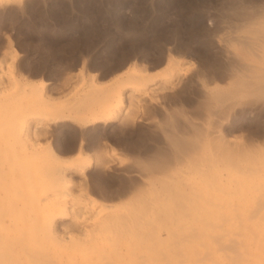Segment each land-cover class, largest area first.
Wrapping results in <instances>:
<instances>
[{"label":"rangeland","instance_id":"374dc122","mask_svg":"<svg viewBox=\"0 0 264 264\" xmlns=\"http://www.w3.org/2000/svg\"><path fill=\"white\" fill-rule=\"evenodd\" d=\"M3 2L0 6V258L5 261H0V264H103L105 257L99 250L89 253L95 247L124 250L123 255H115V264H228V252L224 250V244L229 239L235 238L238 233L244 236L256 233V229L262 231L264 217L252 219L250 216L252 222L246 212L242 215L240 213V216L226 213L222 210L225 206L219 208L215 204L217 202L209 203L204 196L196 199L197 204H182L188 210L183 213L179 209L180 205L172 203L163 194L161 190L167 177L172 186L175 183L174 188L182 191L185 179L180 176L189 171L191 176H196L199 167L179 165L176 168L179 171L175 169L174 172L160 174L162 177L153 172L150 174L149 171L144 174L146 171L143 172L138 163L143 158L147 161L153 155L144 150L157 148L171 153L162 131L161 113H153L157 115L155 118L158 121L154 122V119H146V111L142 110V116H145L139 120L137 116H140L138 114L141 108L133 102H126L122 113L128 116V122H135L126 132L118 125L81 131L71 124L61 123L50 126L48 133L40 138H36L33 133H25L22 113L29 105L37 113L43 108L39 95H35L32 101L25 96L23 87L28 81L36 87H40V81L50 83L48 91H52L51 97L59 100L60 106L63 105L61 109H66L73 102L72 96L75 97L77 91L80 93L86 88L83 79L89 81L90 76L98 75L99 83L106 84L111 77L136 63L150 77L149 86L156 87L163 81L167 62L173 58L181 63L179 65L183 67L187 77L202 71L199 74L204 76H200L199 80L202 81L199 84L203 86L194 85L186 91L181 87L177 88L170 95L181 94V101L171 102L167 107L179 111L182 109L181 113L184 114L182 119H178L184 123L188 118L203 131H211L216 123L229 128L236 112H243L241 108L231 111L230 115L223 118H208L205 116L207 113H201L196 104L200 103L202 91L208 87L213 88L214 84L215 87L220 85L224 89L231 87L227 70L223 72L226 68L223 48L231 39L234 41L231 40L232 44L228 45L232 49L236 39L250 37L248 26L251 29L255 23H264V16L258 14L260 12L264 15V0H24L13 5L6 4L5 0ZM250 8L253 14L259 16L254 14L252 21L245 17L246 13L252 14L248 13ZM234 9L237 11L236 16L233 15L236 12ZM211 67L218 69L211 70ZM207 68H210V72ZM5 111L17 112L18 116L4 120L1 115ZM41 114L44 115L43 112ZM242 117L251 124L245 122L241 127L230 130L231 132L226 130V139L232 144L262 146L264 138H257L255 133L259 126L264 125V109L247 112ZM6 122H11V127ZM159 127L161 128L158 129ZM155 130L157 133L152 132ZM99 136L101 141L97 139ZM82 137L85 139L84 150L88 156L95 158V151H99L100 155H108L107 159H115V164L107 170L94 166L85 175L69 174L65 176V182L60 181L63 166L66 167L77 154ZM49 143L57 147L56 151L63 160H57V163L51 155L44 160ZM206 146L208 149L204 147V151L210 150V153L212 149ZM42 148L44 154L41 152ZM141 149L146 155L144 152L141 155ZM137 155L143 158L139 159ZM136 157L140 162H136ZM55 162L57 164H53ZM132 164L139 168L136 169ZM46 165L52 167L48 168ZM55 170L59 171L56 172L57 177ZM48 172L50 175H47ZM150 175L152 179L155 177V181L147 179ZM177 184L179 187H176ZM133 191L144 193L130 201L133 204L130 205L129 199L127 203V196ZM157 193L161 195L158 198ZM223 197L229 198L227 194ZM64 211L70 214L68 223H80L84 228H68V231L66 228L62 230L57 224L51 229L50 220ZM159 212L161 219L157 218ZM135 214L143 227L145 225L147 230L142 228L145 234L141 230L137 236L128 233L120 238L102 227L109 217L136 216ZM247 216L252 225L257 223V228H253L254 225L248 228ZM96 223H100L99 230H95ZM240 223L241 226L238 225ZM249 229L253 232H248ZM185 234L192 236L186 237ZM174 248L180 250L181 254L172 253ZM127 250H137V253H128ZM160 251H163L162 254Z\"/></svg>","mask_w":264,"mask_h":264},{"label":"bare ground","instance_id":"6f19581e","mask_svg":"<svg viewBox=\"0 0 264 264\" xmlns=\"http://www.w3.org/2000/svg\"><path fill=\"white\" fill-rule=\"evenodd\" d=\"M18 1L23 2L24 0H5L6 4H8V5H13ZM0 2H2V3H0V6H2L4 4L3 0H1ZM237 10H238V8H237ZM250 10H251V8H250ZM250 10L248 11V13L252 12V14L246 13V16H245L246 19L248 18L247 20L253 19L255 16L254 14H256V13L253 14V11L252 10L250 11ZM262 10H261V12H263ZM239 11H241V10H239ZM255 12H257V10H255ZM236 13H237V11L235 13H233V15H235ZM243 13L245 15V11ZM238 14H239V12H238ZM258 14H262L261 16H264L263 13L259 12ZM258 14H256V15L258 16ZM240 16L243 17L242 15H240ZM240 16H239V18H240ZM243 19H242V21H243ZM246 19H245V21H246ZM239 20H241V19H239ZM256 20H258V19H256ZM251 24L252 23H250V25ZM237 27H238V24H237ZM247 29H249V31H250L249 32L250 37H244L245 39H243V37L241 39V37H240L239 40L236 39L237 42H235L234 45H232L233 46L232 49H231V46L229 47V45L232 44V41H234L231 38L230 39L232 41L230 40L227 42L225 40L229 45L228 44L225 45L226 43L223 44L225 46L223 48L224 50H223L222 54H223V57H224L223 59L225 60L224 62L226 63V66L224 63H222V64H224V67H226V68L225 69L223 68L224 71H223V69H221V70L223 72H225V70H227L226 73L229 74L230 80L232 82L231 87L228 89H224V88H220L219 87L220 85L215 87V84H214V86L212 85L213 88L208 87L206 90L204 89L205 91L204 90L202 91V89H200L202 91L201 98H199L200 103L199 104L195 103L196 105H198V108L200 109L201 113H204V114H205V112L207 113V114H205V116L206 117L208 116V118L209 117L213 118V116H219V118H223L226 115H230L231 111L234 112L237 108H241L242 109L241 111H243V112H241V113L236 112L235 116L231 120V125L229 128L228 127L225 128L222 123H216L215 122L216 124L214 125V128L211 127L212 128L211 131H209V129L207 131H205V130L203 131V129L201 130L199 128V126H196L192 122H190V120L188 118L187 119L184 118L187 116L183 117L184 120L186 119V121L184 123L178 119V117H180L182 119V115L184 114V113H181L182 109L179 111L177 109L175 110V109H172L170 107L169 108L167 107L169 103H171V102L172 103H174V102L178 103L177 101L180 100L181 94L179 95V93H178L177 95H172L173 92H176L175 90L177 88L181 87V89L186 91V90H188L187 88H190V87L192 88V87H194V85L199 86L200 85L199 79L201 78L200 76H202V77L204 76V75L199 74L200 72H202V71H199V73L197 72L198 74L195 73L194 75L187 77L184 70L182 69L183 67L181 68L179 65L180 62H176V60H174L173 58H170L169 62H167L168 63L167 64V70L165 72L163 81L160 85H158L156 87L149 86L148 82L150 80V77L146 74V71H144L140 66H138L136 63H134V64L129 65V67H127V69H125L121 73L117 74L116 76L114 75L115 77H113V78L111 77L110 81L107 82L106 84H103L101 81H100L101 83H99V80H100L99 77L100 76H98V75L90 76L89 78H91V79L89 81H86L83 79V85L86 88L83 91H81L80 93H79V91H77L78 93L76 95L74 94L75 97L72 96L74 98L73 102L66 109H61L60 107L61 106L63 107V105L60 106L59 100L57 98L54 99L51 97L50 94L52 93V91L51 92L48 91L49 87H50V83L45 82V81H40V87H36L34 85V83H30L28 81L23 87V92H24L25 96L28 99H31L30 101H32L33 100L32 98H34L35 95H39L43 101V108L41 111H39V113L34 112L33 106H30V105L27 106V108L25 110H23L22 116L25 120V123L23 122L24 129L26 130L25 133L27 132L28 135L33 133L32 135H35L36 138H40L43 136V134L46 135V133H48V130H50V126L61 124V123L71 124L81 131H84V130H86L88 128H92V127H96V128L100 127V129H101V127L105 128V127H108L110 125H118L122 130L125 131V130L129 129L130 127L134 126L135 122L130 123L127 121V120H129L128 116L123 115V113H122L123 112V105L126 102H130V103L133 102V103L137 104L138 107L141 108L140 113L138 114L140 116H137L139 118V120L143 119L144 116L146 115L147 116L146 119H148L149 121L155 120L154 122H158V121H156L157 115H154L153 113H161L162 114L163 118L160 116L162 118V121L160 120L161 121V127H162L163 134L165 136V139L167 141L169 150L171 151V153H167V152L161 151L157 148H147V150H144V151L145 152L147 151L149 153L152 152L151 155L153 154L151 156V158L148 159L147 161L144 160L143 157H139L137 155L139 159L143 158V160H141V162L143 161V163H141L139 161V159H137V157H136V162H137V160H138V162H140V163H138V166L141 168V170L143 168V170H144L143 172L146 171L144 174H146L147 171H149L150 174H152V172H153L154 174L156 173L159 175L163 174V173L174 172L175 169L177 168V166H179V165H184V166L190 165L192 167H199V170H198V173L196 176L195 175L191 176L189 174L190 171L189 172H183L182 171L183 175L181 173L182 176H180V177L182 179H185V183H184V185H182V187L184 186V190H182V191H178L176 188H174L175 183H174V186H172L173 184L171 185V182L169 181L168 177L164 180L165 184L163 185L161 191L164 192L163 194L165 196H167L168 198L171 199L172 203L180 205L179 209L182 210L183 213H185L188 210H187V208L182 207V204H185L186 202H189V204L190 203H192V204L196 203L197 204L198 201H196V199L204 196L208 201H210L209 203H211L212 201L217 202L215 204L219 208L225 206V208L222 210L224 212L226 211V213H230V214H234V215L237 214L238 216H240L239 215L240 213L242 215V213L246 212V214H249L248 216H249L250 221H252L253 218L254 219L257 217L262 218V217H264V144L262 146H257V145L247 144V143H244V144L233 143L232 144V142L230 143V141L228 139H226L227 136L224 135V132L226 130H229V132H231L233 129L241 127L242 124H244L245 122L247 123L248 120H245L244 117H242L245 114H247V112H250V111L254 112V110L257 111V109H261V110L264 109V23H259V24L255 23L253 25V27L251 26V29L249 28V26ZM221 43H222V41H221ZM211 64L212 63H210V66H213V64L212 65ZM215 65H217V64H215ZM221 65H219V67ZM221 67H223V66H221ZM215 68L211 67V70L215 69ZM216 69H218V68H216ZM204 70H205V68L203 69V72H204ZM222 71L220 73H222ZM208 72H210V70ZM212 72H211V74H212ZM218 72H219V70H218ZM216 78H218V77H216ZM68 82H70V81L68 80ZM63 83L65 84V82H63ZM59 86H61V85H59ZM200 86H203V84H201ZM204 87H206V86H204ZM61 89H63V88H61ZM66 89H65V91H66ZM78 90H80V89H78ZM183 90L181 92H183ZM170 93H172V94L170 95ZM174 94H176V93H174ZM28 99H26L27 103H28ZM196 109H197V107H196ZM199 109H197L198 110L197 112H199ZM142 110L146 111L145 115L143 114L144 116H142ZM5 112L6 113H3L4 115L3 114L1 115V117L4 120H11L12 117L18 116L17 112H11V111H5ZM41 112H43L44 115L41 114ZM195 112H193V113L195 114ZM155 116H156V118H155ZM238 117H240L241 120H239ZM192 121H194V120H192ZM143 122H144V120H143ZM207 122H208V120H207ZM6 123H7L6 125H8V126L12 125L11 122H6ZM248 123H250V122H248ZM143 125H145V124H143ZM20 127L22 128V125H20ZM161 127H159L158 129H160ZM96 128H95V130H96ZM151 129L153 130V128H151ZM258 129L259 130L255 133V136H257V138H264V125L259 126ZM23 130L21 129L22 132H24ZM247 130H249V128H247ZM130 131H132V130H130ZM104 132H105V130H104ZM106 132H108V131H106ZM152 132H156V130L152 131ZM86 133H88V132H86ZM159 133H160V131H159ZM126 134H124V135L126 136ZM227 134H228V132H227ZM101 136H103V135H101ZM108 136H109V134H108ZM113 136H114V134H113ZM140 136H141V134H140ZM144 136H142V137H144ZM83 137H84V135H83ZM83 137L80 140V145L78 147V151H77V154L75 155V157L73 159H70V161L66 167L63 166L64 168L63 169L61 168L62 169L61 175H63V177L61 179H60V177L58 178V179H60V181L62 180L65 182V180H66L65 176H67L69 174L74 175V176L75 175H85L94 166H96L97 168H100V169H106L107 170V169H111L110 167L112 166V164H115L114 163L115 159L114 160L112 158L107 159L106 156H108V155L101 153L103 155L102 156V155H100L99 151H97V152L95 151V153H96L95 158H93L92 156H88L84 150V146H85L84 140L85 139ZM110 137L112 138V135ZM134 137H135V135H134ZM104 138H106V136ZM147 138H149V137H147ZM30 139L31 138H29V140ZM95 139H96V137H95ZM95 139H94V141H95ZM97 139H98V141H101L100 136ZM106 139L109 140V138H106ZM103 140L106 141L105 139H103ZM32 142H33V140H32ZM121 142H122V140H121ZM33 145H35V144H33ZM37 145H35V147L39 148L40 146L38 145L39 146L38 147ZM206 145H208L209 148L212 149L210 153H208L210 150L208 152L206 151L207 153L204 151V147ZM56 148L57 147H55L52 143H49L48 147L46 148L47 151H45L48 156L45 154L46 156H45L44 160L47 157H50V155L55 158L56 162H57V160H63L61 155H59L58 152L56 151ZM144 148H145V146H144ZM158 148H159V146H158ZM206 149H208V148H206ZM141 150H142V152H140ZM141 150L139 152L142 155V153L144 151H143V149H141ZM43 151H44V149L41 150L42 153H43ZM133 151H134V149H133ZM137 152H138V150H137ZM145 152H144V154L146 155ZM134 153H136V152H134ZM43 154L40 156H43ZM144 154H143V156H144ZM147 155H149V154H147ZM44 160H43V162H46ZM41 161H42V159H41ZM52 161H54V160H52ZM52 161H51V163H52ZM144 161H146V162H144ZM56 162L53 164H57L59 161L57 163ZM48 163H49V161H48ZM132 165H134V164H132ZM50 166H47V167L49 168ZM190 166L188 168H190ZM54 167L55 166L53 165V168ZM133 167H135V165ZM139 167H137V168H139ZM106 170H104V171H106ZM48 171H50V170H48ZM176 171H179V170L176 169ZM52 172H54V170ZM56 172H57V170H55V175H56ZM139 172H141V171H139ZM175 173H178V172H175ZM48 174H49V172L47 173V175ZM140 174H142V173H140ZM151 176L152 175H150V178L148 177L147 179H149V181H155V180H153L155 178L154 177L155 175L153 176L154 177L153 179ZM160 176H159V179H161V177H162V176L161 177ZM56 177H57V175H56ZM48 180L50 181V179H48ZM52 180H54V179H52ZM172 182H173V180H172ZM177 182H179V181H177ZM181 183L183 184L182 181H181ZM177 186H178V184L176 185V187ZM158 189H160V188H158ZM179 190H181V189H179ZM156 191L160 192V190L159 191L156 190ZM121 192L122 191H120V193ZM143 193H144L143 191H137V192L132 193L131 195L129 194V197L127 196V203H128V199H129V204L131 205L132 203H130V201L132 202L133 200H135V198H138V196L143 195ZM226 194L229 196L228 199H225L223 197ZM58 195H61V194L58 193ZM58 195H54V196L52 195V196L58 197ZM157 195H158V193H157ZM159 196H161V195L159 194L157 196V198ZM47 200H49V199H47ZM208 201H206V202H208ZM124 202H126V201H124ZM162 204H164V203H162ZM135 205H137V203ZM139 206L140 205H138L137 207H139ZM139 208H141V207H139ZM65 210H67V208ZM122 211H124V210H122ZM142 211H140V212H142ZM203 211H205V210H203ZM134 212H136V211H134ZM143 214H144V212H143ZM160 214L161 213L159 212L157 215L158 219L162 218V216ZM69 216H70V214L68 213V211H64L63 213H60V212L57 213L50 220L51 229H52V226L56 227L55 225H57V224H58V227L60 225L62 230H63V228H66V230H68V228H69V230L70 229L72 230V228L73 229L75 228L77 230L78 229L82 230V228H84V226H81L80 223L79 224H77L75 222H74L75 224L74 223L72 224L71 222L68 223L67 220H70ZM228 216L229 215H227V217ZM248 216H247V221H248L247 226H248V228H250L252 224L249 221ZM250 216L252 219L250 218ZM242 218H243V216H242ZM242 218H239V219H242ZM75 221H77V220H75ZM243 221L245 222L244 219H243ZM259 222H261V221L259 220ZM142 223H145V222L142 221ZM241 223H243V222H241ZM241 223L238 225L241 226ZM99 224H97V223L95 224V230L98 229ZM256 224H253L254 226L252 225L253 228H257V227H255V226H257ZM260 225H262V224L260 223ZM102 227L103 228L105 227L107 230H110L111 234L113 236L122 238V236L124 237L128 233H130L134 236L139 235V232L142 230V228H145V225L143 227V225L139 222L137 215L136 216L123 215V216H118V217H109L108 222L105 225L103 224ZM147 228H148V226H147ZM81 230H79V231H81ZM145 230H147V229L145 228ZM0 231H1V229H0ZM244 231L245 230H243V233L246 234ZM249 231H250V229L248 230V232ZM256 231H257L256 233H253V234L249 233L250 235L246 234L244 236H243V234L238 233L235 235V238H233L231 240L229 239V241L224 244V250H226L228 252V256L226 258L228 264H264V226L262 227V231L259 230L260 231L259 232L257 229H256ZM250 232H253V231L251 230ZM142 233H144L143 230H142ZM3 234H5V233H3ZM90 235H91V233H90ZM96 235H98V234L96 233ZM101 235H103V234H101ZM185 236L189 237L192 235L191 234H185ZM219 237H221V236H219ZM94 239H95V236H94ZM220 239H222V238H220ZM123 240H125V238H123ZM216 240L214 242H216ZM222 241H224V239H222ZM98 243H100V242H98ZM119 243H120V241H119ZM121 243H122V239H121ZM123 243H124V241H123ZM101 244H102V242H101ZM100 246H102V245H100ZM135 246H137V245H135ZM109 248H108V250H105V249H98L95 247V248L91 249V251L89 253H94L95 251L99 250L105 257L103 264H115V259H116L115 255L116 254L123 255L124 250H121L120 248L109 250ZM222 249H223V247H222ZM127 252L128 253H130V252L137 253V250H127ZM162 252L163 251H160L161 254H162ZM171 252L176 254V255L181 254V251L178 250L177 248H174L173 250H171ZM191 254H193V253H191ZM87 257H88V255H87ZM196 258H198V257H196ZM181 260L183 261V258ZM198 260H199V258H198ZM208 260L210 261V259H208ZM0 261H5V259L0 258ZM77 261H79V260H77ZM200 261H202V260H200ZM42 264H44V263H42Z\"/></svg>","mask_w":264,"mask_h":264}]
</instances>
